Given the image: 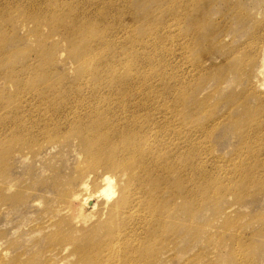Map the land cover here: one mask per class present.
Here are the masks:
<instances>
[{
	"label": "rangeland",
	"instance_id": "rangeland-1",
	"mask_svg": "<svg viewBox=\"0 0 264 264\" xmlns=\"http://www.w3.org/2000/svg\"><path fill=\"white\" fill-rule=\"evenodd\" d=\"M0 157V264H264V0H5Z\"/></svg>",
	"mask_w": 264,
	"mask_h": 264
},
{
	"label": "bare ground",
	"instance_id": "bare-ground-1",
	"mask_svg": "<svg viewBox=\"0 0 264 264\" xmlns=\"http://www.w3.org/2000/svg\"><path fill=\"white\" fill-rule=\"evenodd\" d=\"M195 1V0H193ZM199 0H196V2H198ZM5 0H0V5L2 3H4ZM72 2V1H71ZM192 2V1H190ZM73 3V2H72ZM100 5V4H99ZM33 9H31V11L27 12L28 15H31L32 13L36 12V11H32ZM125 10H127V5L125 6ZM6 16L8 18H10L15 12L10 9V10H7L6 11ZM121 16V13L119 15V17ZM152 25L153 27L157 28L159 27L160 24L157 20H153L152 21ZM70 23L76 28V30L80 31L81 28L78 25V19L76 16H73L71 17V20H70ZM105 25V22L103 20H100L96 25H95V29L97 30H100L102 26ZM203 26V25H197L196 28L193 29V33L194 32H198L200 30V27ZM204 33H200L196 36V38H199L201 36H203ZM204 42V41H202ZM124 81V80H122ZM121 85H124V84H121ZM127 89H128V86L124 85ZM129 92H131V89L129 88ZM127 99L124 100H121V101H126ZM121 106L123 109H127L125 107V102H122L121 103ZM118 121H123V122H128V127L127 128H123L122 126H112V127H107V129H104L101 131V136L102 137H105L104 138V143L106 144V147L104 148H101L103 150H106L108 152V154L110 155H116L117 154V149L122 147V154L124 157H131L134 155L135 153V147L134 145L132 144V142H130L131 140V137H130V134L127 133V130L132 128V127H135L137 125V122L132 120V119H129L127 117L125 118H119L117 119ZM107 126V125H106ZM123 145V146H122ZM1 158V157H0ZM104 160H110V158H106ZM147 169H149L148 167H146ZM140 174L138 173L137 177L139 176ZM104 180V186H103V194L107 197L106 200L110 201V199L112 198L114 192L112 190V178L110 176H105V178H103ZM140 180V179H139ZM130 183V180H127V184L125 185V187L122 189L124 190L123 191V195L124 194H129V189H128V184ZM133 191V196H138V191L134 192V188L132 189ZM136 199H134L135 201ZM133 201V203H129V204H125V205H122V204H119L118 205V202L116 204V207L114 206L113 207V210L111 213L114 212L115 215L117 216H121L122 213L124 215H127L129 217H133V219H135V222L137 221L138 218H141L143 217L142 216V212L141 210L138 209V207L135 206V204H138L140 203V200H136L135 202ZM92 204V200L89 199V198H86L84 200V203H89ZM115 215H112V216H115ZM116 217V216H115ZM118 220V224L114 222L115 226H114V229H109L107 230V233L106 235L108 236H119V235H122V236H125V235H133V234H136V232H138V229H135V226L137 227V225H134V227H132L131 229H129L126 225H123V229H122V226H121V220L120 218L117 219ZM112 221V219H111ZM105 225V224H104ZM129 229V230H128Z\"/></svg>",
	"mask_w": 264,
	"mask_h": 264
}]
</instances>
